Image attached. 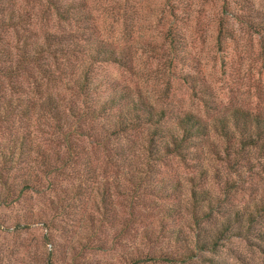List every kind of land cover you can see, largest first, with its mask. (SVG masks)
Instances as JSON below:
<instances>
[{"label":"trees","instance_id":"1","mask_svg":"<svg viewBox=\"0 0 264 264\" xmlns=\"http://www.w3.org/2000/svg\"><path fill=\"white\" fill-rule=\"evenodd\" d=\"M102 1L0 0V201H16L27 191L37 193L42 180L44 187L53 188L74 176V192L90 194L91 205L100 207L111 222L119 179L128 180L133 196L141 186V167L151 169L155 161L172 157L195 170L185 176L194 206L193 229L189 236L179 227L170 234L180 245L181 260L195 256L196 250L213 252L229 236L242 237L264 255V227L255 224L264 204L216 208L208 179L218 180L219 174L202 161L207 148L230 173L238 174L237 166L250 160L249 149L264 159V109L234 102L217 109L203 98L206 116L190 109L170 110L156 105L138 86L96 77L94 65L113 62L129 68L132 58L130 45L111 36L108 24L104 27L107 13ZM251 11L254 20L244 22L258 34L264 63V12ZM221 32L219 26L218 41ZM164 35L162 61L173 72L183 56L176 32L168 28ZM179 73L190 78L192 88L197 85L194 93L199 98L206 84L188 72ZM209 109L217 110L208 115ZM98 151L104 163L99 170ZM105 165L114 169L108 172L111 177ZM179 182L162 177L156 187L171 193ZM87 219L92 222L91 216ZM202 219L208 226L201 225ZM132 257L136 262L162 258L174 264L173 256L153 250H138Z\"/></svg>","mask_w":264,"mask_h":264},{"label":"rangeland","instance_id":"2","mask_svg":"<svg viewBox=\"0 0 264 264\" xmlns=\"http://www.w3.org/2000/svg\"><path fill=\"white\" fill-rule=\"evenodd\" d=\"M102 2L107 13L104 27L108 24L106 30L111 36L130 45L132 58L129 68L113 62L94 65L96 77H115L138 86L156 105L170 110L190 109L206 116L204 100L217 109L227 102L264 109V63L258 34L244 22L246 18L254 20L251 9L264 12V0ZM95 10L102 13L99 6ZM219 26L222 32L218 41ZM168 28L176 32V46L183 56L174 63L173 72L172 66L162 61ZM179 71L206 84L205 91L197 93L199 98L194 93L197 85L193 89L190 78L181 77ZM217 109H209L207 114H214ZM247 155L248 163L237 166L239 173L234 174L218 156L204 149L202 161L208 170L219 174L218 180L208 179L216 208L264 204V159L256 149H249ZM101 156L98 151L97 170L104 165ZM153 164L151 169L141 167V186L133 196L128 180L119 179L118 191L113 192L115 213L111 222L103 217L100 207L94 209L90 194L74 192V176L53 188L44 187L42 180L37 193L27 191L16 201H0V264H171L162 258L136 262L132 256L138 250L173 256L174 264H219V260L229 264H264V255L236 236L223 239L213 252L196 250L195 256L182 261L180 245L170 234L179 227L189 236L193 229L194 206L188 199L190 183L185 176L195 170L172 157ZM105 168L111 177L108 172L114 169L109 165ZM120 168L121 164L119 171ZM162 177L180 181L176 190H158L156 185ZM87 216L92 217V222ZM208 224L201 220V225ZM255 224L264 227V213ZM143 233L149 237H143Z\"/></svg>","mask_w":264,"mask_h":264}]
</instances>
